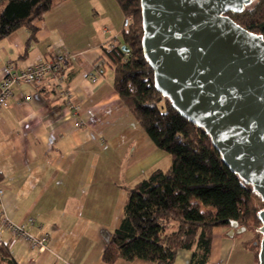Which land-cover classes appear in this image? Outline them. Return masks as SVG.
<instances>
[{"label": "crops", "instance_id": "crops-1", "mask_svg": "<svg viewBox=\"0 0 264 264\" xmlns=\"http://www.w3.org/2000/svg\"><path fill=\"white\" fill-rule=\"evenodd\" d=\"M32 25L34 40L27 27L0 40V83L8 64L24 68L61 53L69 61L62 75L15 85L0 113V214L49 241L40 251L8 231L0 237L19 264H107L100 231L120 227L126 187L167 171L172 158L120 98L113 65L96 77V61L127 26L117 0H64ZM229 230L214 228L207 264H258L253 232ZM192 253L180 250L174 264H189Z\"/></svg>", "mask_w": 264, "mask_h": 264}, {"label": "trees", "instance_id": "trees-1", "mask_svg": "<svg viewBox=\"0 0 264 264\" xmlns=\"http://www.w3.org/2000/svg\"><path fill=\"white\" fill-rule=\"evenodd\" d=\"M63 1L0 0V40L22 27L30 29V40H34L32 22ZM117 2L127 26L119 42L104 49L107 64L114 67V88L150 140L171 156L172 164L167 171L156 170L126 187L120 227L100 231L105 244L103 261L115 264L119 259H140L174 264L179 251L185 249L193 250L189 264H207L214 228H230L232 221H238L253 232L260 264L264 199L225 164L206 131L183 116L173 107L172 99L158 90L155 71L143 48L142 0ZM226 15L264 38V0H253L241 13ZM122 45L129 51H123ZM67 64L56 75H62ZM254 199L262 207L258 208ZM0 264H19L1 239Z\"/></svg>", "mask_w": 264, "mask_h": 264}, {"label": "water", "instance_id": "water-1", "mask_svg": "<svg viewBox=\"0 0 264 264\" xmlns=\"http://www.w3.org/2000/svg\"><path fill=\"white\" fill-rule=\"evenodd\" d=\"M252 1L142 0L143 48L158 90L264 199V38L226 15ZM260 218L264 264V209ZM246 231L230 223L229 236Z\"/></svg>", "mask_w": 264, "mask_h": 264}, {"label": "built area", "instance_id": "built-area-1", "mask_svg": "<svg viewBox=\"0 0 264 264\" xmlns=\"http://www.w3.org/2000/svg\"><path fill=\"white\" fill-rule=\"evenodd\" d=\"M68 61L69 55L67 53H61L54 59L43 60L24 68H18L13 64H8L4 69V77L0 83V113L8 108L9 98L13 94V87L15 85L20 83L28 85L39 83L44 77L56 75L57 71L61 70ZM106 64L107 59L105 56L96 61V77L104 75ZM4 194L5 189L0 183V204L2 203ZM0 218V236L2 231H8L12 235L27 241L33 249L43 251L47 247L49 241L48 235L37 237L31 234L24 224L13 222L7 215L1 213Z\"/></svg>", "mask_w": 264, "mask_h": 264}, {"label": "rangeland", "instance_id": "rangeland-1", "mask_svg": "<svg viewBox=\"0 0 264 264\" xmlns=\"http://www.w3.org/2000/svg\"><path fill=\"white\" fill-rule=\"evenodd\" d=\"M254 202H255V205H256L258 208L262 207V204L259 202L258 199H254Z\"/></svg>", "mask_w": 264, "mask_h": 264}, {"label": "bare ground", "instance_id": "bare-ground-1", "mask_svg": "<svg viewBox=\"0 0 264 264\" xmlns=\"http://www.w3.org/2000/svg\"><path fill=\"white\" fill-rule=\"evenodd\" d=\"M1 180V179H0Z\"/></svg>", "mask_w": 264, "mask_h": 264}]
</instances>
